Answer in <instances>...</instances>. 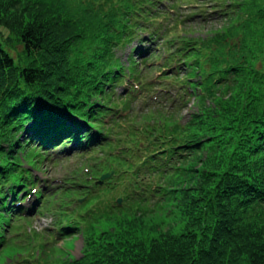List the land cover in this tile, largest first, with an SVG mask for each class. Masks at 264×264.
<instances>
[{"label": "trees", "instance_id": "1", "mask_svg": "<svg viewBox=\"0 0 264 264\" xmlns=\"http://www.w3.org/2000/svg\"><path fill=\"white\" fill-rule=\"evenodd\" d=\"M163 1L0 0V244L4 227L30 219L42 197L39 191L31 210L22 207L38 188L25 161L105 151L101 176L114 178L105 177L98 193L66 189L55 208L53 228L59 237L81 234L80 254L61 248L54 257L43 243L37 264H264V13L255 7L264 8L234 1L219 42L224 55L209 40L168 46L164 68L186 63L188 71L165 78L176 76L196 100L186 122L165 121L156 134L146 128L129 140L107 137L105 118L135 94L114 97L128 76L117 49L139 26L154 33L171 18ZM128 69L140 79L136 63ZM127 156L137 161L123 167ZM0 251V264L30 259L6 263Z\"/></svg>", "mask_w": 264, "mask_h": 264}, {"label": "rangeland", "instance_id": "2", "mask_svg": "<svg viewBox=\"0 0 264 264\" xmlns=\"http://www.w3.org/2000/svg\"><path fill=\"white\" fill-rule=\"evenodd\" d=\"M173 1H176V5H180V7L170 6V0L163 1L160 4L162 10L170 11L169 17H171L163 20L162 27L152 33L153 28L151 26L147 29H139L141 28L139 26L136 37L117 49L116 56L127 68L126 75L128 76L125 78L124 83L117 85L114 97L117 99L120 94L125 95L129 90H133L132 93L135 94H132L131 101L129 99L124 104L120 102L121 106L118 111H112L114 115L105 118V124L112 127L109 134L107 133V137L111 141H118L119 138L129 140L132 134L144 133L146 128H150V132L156 134L159 130L158 126L163 125L165 121L184 123L193 112L196 100L184 94L187 88L180 86V83L176 81L178 80L176 76H171L172 79L164 76L167 75L166 73H172L177 74L179 78H184L188 71L186 63L178 68L177 71L179 72L173 71L169 67L164 68L166 58L170 55L168 46L176 49L178 46H185L184 39H197L201 43L204 41L205 44L209 40L210 44L213 45V49H220L222 55L225 53L222 47L219 46V42L224 39V35H227V31L230 29L229 22L231 21L232 11L238 9L233 4L236 0ZM239 1L249 2V0ZM260 1L261 3L258 0H253V3L259 8H264V0ZM255 8L256 12L264 13V10ZM154 24L155 26L158 25L156 21ZM234 37L227 38L225 41H230ZM169 39L171 44L167 43ZM149 46L150 49L148 50ZM20 50L21 47L18 46L13 52L16 55ZM145 57H147V61L144 60ZM132 63H136L138 69L141 70L139 80L131 75V71L128 69V66ZM176 63H179V61ZM115 115L116 118L121 117V119L115 121ZM120 145L124 147L123 142H120ZM71 147H73V144L68 146V148ZM36 151L41 152V150ZM125 151L124 149H114L116 155H121ZM140 154L145 153L142 150ZM107 155V152L102 151L96 156H91V154H81V152L72 149L65 151L62 155H56L53 151L49 156L47 154L39 156L37 162L31 161L32 166L25 161V166L30 169L37 180L35 186L38 188L31 191L26 196L23 205H21L25 210H31L39 191H42V197L35 205L34 210L27 214L31 217L30 219L11 222L9 226L4 227L5 242L0 244V250L2 249L1 256L7 259L6 263L12 262L13 259L18 257L25 258L26 255L30 257L29 262H25L26 264L41 263L45 254L43 243H47L48 247L54 250V257L63 254L61 248L71 249L75 256L80 254V249L83 246L81 234L65 238L59 237L57 229L53 228L56 227L55 221L57 219L55 208L59 207L60 201L64 199L65 194L62 193L66 189L67 191L73 188L98 193L99 187L104 186L103 175L101 176L103 163L99 162ZM124 160L126 162L122 164L123 167L128 163L135 164L137 158L132 159L127 156ZM106 162L105 160L104 163ZM122 166H117V168L121 170L123 169ZM111 176L112 174L106 178L108 179ZM108 192H114V190L108 189ZM55 193L56 195L53 196ZM45 194H51L52 197L47 203H44L45 207L39 209ZM73 194L76 202H83V198L77 201V198L82 197V195ZM113 195L117 196L118 192ZM104 197L107 198V195ZM17 204L19 205V203ZM6 239L8 242H6Z\"/></svg>", "mask_w": 264, "mask_h": 264}, {"label": "water", "instance_id": "3", "mask_svg": "<svg viewBox=\"0 0 264 264\" xmlns=\"http://www.w3.org/2000/svg\"><path fill=\"white\" fill-rule=\"evenodd\" d=\"M107 176H109V175H105V176L103 175L102 178L104 179V178L107 177Z\"/></svg>", "mask_w": 264, "mask_h": 264}]
</instances>
